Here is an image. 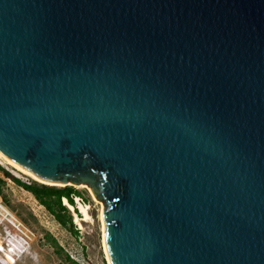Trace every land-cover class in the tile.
I'll list each match as a JSON object with an SVG mask.
<instances>
[{
  "label": "water",
  "instance_id": "obj_1",
  "mask_svg": "<svg viewBox=\"0 0 264 264\" xmlns=\"http://www.w3.org/2000/svg\"><path fill=\"white\" fill-rule=\"evenodd\" d=\"M0 153L111 264H264V0H0Z\"/></svg>",
  "mask_w": 264,
  "mask_h": 264
},
{
  "label": "rangeland",
  "instance_id": "obj_2",
  "mask_svg": "<svg viewBox=\"0 0 264 264\" xmlns=\"http://www.w3.org/2000/svg\"><path fill=\"white\" fill-rule=\"evenodd\" d=\"M3 172L10 176H5ZM0 178L4 181L0 193L4 203L34 234L29 253L22 255L16 264H108L103 247L102 212L86 189L73 187L81 194V198H73L75 207L65 198L62 200L72 218V227L67 219L65 225L59 224L29 192L15 184L12 178L23 183H38L37 181L22 175L2 160ZM78 203L89 207V221H82L83 215L79 211ZM69 206L73 207L72 210ZM77 217L82 228L76 222Z\"/></svg>",
  "mask_w": 264,
  "mask_h": 264
},
{
  "label": "built area",
  "instance_id": "obj_3",
  "mask_svg": "<svg viewBox=\"0 0 264 264\" xmlns=\"http://www.w3.org/2000/svg\"><path fill=\"white\" fill-rule=\"evenodd\" d=\"M33 232L10 210L0 196V264H14L31 249ZM13 257V261L8 259Z\"/></svg>",
  "mask_w": 264,
  "mask_h": 264
},
{
  "label": "trees",
  "instance_id": "obj_4",
  "mask_svg": "<svg viewBox=\"0 0 264 264\" xmlns=\"http://www.w3.org/2000/svg\"><path fill=\"white\" fill-rule=\"evenodd\" d=\"M3 174L7 177L10 175L6 172ZM14 183L21 187L23 190L29 192L38 203H40L47 212L52 215L55 220L61 224H66V219L72 225V218L69 214V211L63 205L62 200L65 198L72 206L75 207L73 198L78 197L81 198V194L73 187H64V188H57V187H50L45 185H39L36 182L33 183H23L18 179L12 178ZM4 184V181L0 178V193H1V186ZM77 213V210L75 209ZM73 227V225H72ZM67 259L68 256H66ZM73 263V262H72ZM77 264V263H73Z\"/></svg>",
  "mask_w": 264,
  "mask_h": 264
},
{
  "label": "bare ground",
  "instance_id": "obj_5",
  "mask_svg": "<svg viewBox=\"0 0 264 264\" xmlns=\"http://www.w3.org/2000/svg\"><path fill=\"white\" fill-rule=\"evenodd\" d=\"M0 160H2L6 165L12 167L13 169H15L16 171H18V172L21 173L22 175H25V176H27V177L33 179L34 181H37L38 183H41V184H42V182H41L40 180H38V178H36L32 173H30L29 171H27V170L21 168V167L18 166L16 163L10 161L8 158H6V157H5L4 155H2L1 153H0ZM75 187H76V188L86 189V190L89 192L90 196L92 197L93 201H94L96 204H98V205L100 206V211H101V212L103 211V203L100 202V201H97V200L94 198V196H93L92 192L90 191L89 187H87L86 185H77V186H75ZM66 203H67V202H66ZM78 204H79V205H78L79 211H80V213L83 215V219H82V221H89V219L91 218L90 215H89V213H88V209H89V207H88L87 205H82V204H80V203H78ZM72 208H73V207H72ZM72 208H71V206H69V209H70V210H72ZM101 212H100V213H101ZM101 215H102V214H101ZM101 218H102V217H101ZM75 219H76V222L78 223L79 228H82V224L80 223L79 218L77 217V218H75ZM102 226H103V228H102V232H103V247H104V253H105V256H106V259H107L108 264H111V260H110V257H109L108 251H107V247H106V244H105V241H104V222H103V219H102ZM0 250H2V249H1V245H0ZM8 259L11 261V260L13 259V257L8 256ZM12 261H13V260H12ZM13 262L15 263V261H13ZM14 263H13V264H14Z\"/></svg>",
  "mask_w": 264,
  "mask_h": 264
}]
</instances>
